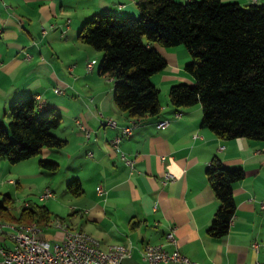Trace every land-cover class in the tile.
Returning a JSON list of instances; mask_svg holds the SVG:
<instances>
[{
	"label": "crops",
	"instance_id": "obj_1",
	"mask_svg": "<svg viewBox=\"0 0 264 264\" xmlns=\"http://www.w3.org/2000/svg\"><path fill=\"white\" fill-rule=\"evenodd\" d=\"M232 1L264 5V0ZM135 2L0 0L1 119L9 121L13 101L39 97L41 108L61 116L54 134L66 140L60 149L44 148L40 155L16 164L1 158L0 194L23 191L25 197L27 186L40 190L38 195L49 189L51 197H22L19 206L11 202V211L18 213L32 203L46 205L52 219L37 225L38 234L51 242L63 238L54 220L64 218L70 228L88 233L102 248L131 243V254L121 264H148L141 256L147 245L164 244L172 251L174 245L165 239L170 230L178 249L200 264H264V140L221 138L202 127L200 103L180 108L170 103L171 85L193 83L184 69L191 59L184 46H157L167 61L151 77L160 91L159 114L145 116L131 134L113 143L131 117L114 102V80L99 74L95 63L87 70L86 61L97 62L102 53L82 43L78 35L84 21L97 14L137 17ZM100 114L114 118L118 125L104 124ZM161 120L168 121L164 128L157 126ZM121 153L134 160L132 168ZM214 157L228 168L244 170V178L232 188L235 212L229 231L220 238L207 233L218 207L205 174ZM40 159L56 161L58 170L54 174L41 170ZM165 172L174 180L163 184ZM73 179L82 187L79 197L67 189ZM100 185L102 193L97 192ZM253 242L260 245L258 250ZM9 246L6 232H0V247Z\"/></svg>",
	"mask_w": 264,
	"mask_h": 264
},
{
	"label": "trees",
	"instance_id": "obj_2",
	"mask_svg": "<svg viewBox=\"0 0 264 264\" xmlns=\"http://www.w3.org/2000/svg\"><path fill=\"white\" fill-rule=\"evenodd\" d=\"M135 4L137 17L97 14L84 21L78 35L82 43L102 52L99 74L114 80L117 107L129 118L158 115L160 91L151 77L167 61L157 46L184 45L191 57L184 69L193 83L171 85L170 103L176 108L200 103L202 127L221 138L264 140V5L232 0H136ZM44 109L32 97L13 101L7 128L0 114V159L16 164L40 155L44 148L66 144L54 134L61 116ZM38 164L45 172L59 168L50 159ZM205 174L218 201L207 233L220 238L229 231L235 212L232 188L244 178V170L228 168L214 157ZM67 189L74 197L83 192L77 179L68 182ZM11 202L9 195L0 194L1 221L46 225L52 219L44 204L32 203L13 213Z\"/></svg>",
	"mask_w": 264,
	"mask_h": 264
},
{
	"label": "built area",
	"instance_id": "obj_3",
	"mask_svg": "<svg viewBox=\"0 0 264 264\" xmlns=\"http://www.w3.org/2000/svg\"><path fill=\"white\" fill-rule=\"evenodd\" d=\"M94 61L88 62L86 67L92 69ZM55 92H60V90L56 88ZM37 99L40 98L38 97ZM38 103L40 107H43L40 102ZM100 116L102 117V122H106V125H118L113 122L112 117H105L102 114ZM167 124V120H161L157 123V126L164 128ZM135 126L131 124L122 126L120 135L114 138L113 143L118 144L121 135L132 132ZM84 134L85 137H90L88 131H85ZM121 158L127 165L131 168L133 167L134 160L127 158L124 153H121ZM171 180H174L173 174L165 172L162 178L163 184ZM102 191L103 187L101 185L98 186L97 192L102 193ZM40 195H42V200H44L51 197L52 192L46 189ZM261 205L264 207V199L261 201ZM59 227L63 230V238L58 242H51L41 236H32V234L6 232L8 239L11 241V246L0 247L1 264H121V261L131 254L133 247L131 243H119L123 244V251L116 252L114 256H107L97 251L94 248V243L93 245H82L78 242V235L82 234V230L72 229L64 225V221L60 219ZM2 231L3 229H0V232ZM165 239L174 245V249L169 251L164 244L147 245L146 256H142V259L146 263L200 264L198 261L190 259L178 249L173 230H170L165 235ZM252 247L258 250L260 245L257 242H253ZM262 247L264 248V244ZM147 249H155V256H147Z\"/></svg>",
	"mask_w": 264,
	"mask_h": 264
},
{
	"label": "bare ground",
	"instance_id": "obj_4",
	"mask_svg": "<svg viewBox=\"0 0 264 264\" xmlns=\"http://www.w3.org/2000/svg\"><path fill=\"white\" fill-rule=\"evenodd\" d=\"M93 65H92V68H93ZM141 121H142L141 117L131 118L130 124L137 125ZM113 122H115V124H118L117 120H115L114 118H113ZM103 123L106 124V122H103ZM111 127H115V126H111ZM128 134H131V132L124 133V135H128ZM38 198L39 200H42V195H39ZM34 224L35 223L25 224V225H14L9 222L0 220V229H3V231L7 233L21 232L25 234H32V236H39L38 226L37 224L36 225ZM54 225L59 227V219L54 220ZM64 225L68 226V224L65 222H64ZM78 242L82 245H93L94 243V248H96L97 251L106 254L107 256H114L116 252L123 251V244H111V245H108L106 248H102L98 240H96L95 238H93L92 236H90L88 233L84 231H82V234L78 235ZM141 256H146V247L141 251ZM147 256H155V249H147Z\"/></svg>",
	"mask_w": 264,
	"mask_h": 264
},
{
	"label": "rangeland",
	"instance_id": "obj_5",
	"mask_svg": "<svg viewBox=\"0 0 264 264\" xmlns=\"http://www.w3.org/2000/svg\"><path fill=\"white\" fill-rule=\"evenodd\" d=\"M182 46H184V45H182ZM185 48V47H184ZM186 49V48H185ZM187 50V49H186ZM99 52H101V51H99ZM188 52V51H187ZM102 53V52H101ZM93 60V58H91L90 60H87L86 61V64L88 63V62H90V61H92ZM100 59L98 58V60H97V62H95V67H99V65H100ZM86 64H85V66H86ZM87 68V67H86ZM87 70L88 71H91L92 69H88L87 68ZM160 94V93H159ZM160 96V95H159ZM1 114H3V113H1ZM2 116V115H1ZM1 121H2V123H3V125L7 128V124H8V122L7 123H5V122H3V120L1 119ZM9 131V130H8ZM7 131V132H8ZM46 173H48V172H46ZM49 174H51V173H49ZM54 174V173H53ZM11 182H13V180H11ZM59 182V179H56V183H58ZM13 188H14V185H13ZM33 189H35V188H33ZM33 189H31V187H29V186H27V189H26V192L28 193L27 195H25V197L23 196V191H18V192H16L15 194L13 193V194H8L11 198H12V203H13V207H15V206H19V204H20V201H22V197H24V199H29V200H32V199H34L35 198V196L36 195H38V192L40 191V190H33ZM39 196V195H38ZM11 203V204H12ZM14 212H16V210L14 211Z\"/></svg>",
	"mask_w": 264,
	"mask_h": 264
}]
</instances>
